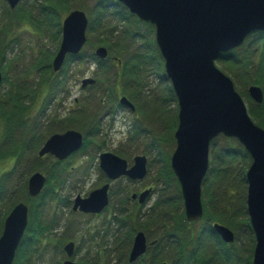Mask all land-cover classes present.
<instances>
[{"label":"rangeland","instance_id":"374dc122","mask_svg":"<svg viewBox=\"0 0 264 264\" xmlns=\"http://www.w3.org/2000/svg\"><path fill=\"white\" fill-rule=\"evenodd\" d=\"M114 1L21 0L12 8L8 0H0V111L11 108L2 106L11 97H16L19 107H28L23 111V121L15 123L10 134L0 115V176L15 165L8 147L21 145L22 161L26 163L4 183L9 193L14 192L11 201L7 200L12 205L5 204L6 209L18 201L27 202L32 173L41 171L47 177L46 200L36 198L32 205L48 228L43 241L28 250L32 256L27 264H63L68 258L64 246L69 241L76 243L71 259L78 264H132L129 253L139 230L146 232L149 241L159 239L158 248L149 249L144 264H196L179 260L181 238L188 241L187 259L198 245L202 264H254L256 239L247 209L246 180L252 158L233 150L232 137L220 135L211 146L210 167L215 169L202 183L203 219H185V236L180 233L173 240H166L154 224L159 213L169 217L185 213L180 183L161 176L159 160L160 153L171 155L176 148L179 101L161 63L150 59L147 45L156 41L155 27L136 17L122 19L111 8ZM52 6L60 10L59 18L55 10L51 11ZM77 8L89 17L82 58L67 57L61 69L55 71L53 61L62 41L63 20ZM99 46L107 48V58L96 55ZM262 50L264 46L246 40L231 57H219L215 65L233 79L252 119L264 127L260 123L264 120V105L258 108L248 91L254 84L264 90ZM101 60L104 65H99ZM86 78L95 82L83 86ZM123 96L134 104V109L120 104ZM68 129L84 135L85 143L79 150L60 164L52 154L39 156L49 134ZM104 152L125 158L129 166L134 164L135 156L146 155V177L110 180L100 168ZM107 182L111 183L110 201L104 210L85 213L73 209L77 195L87 197ZM146 189H151V195L145 203L132 199L134 193ZM174 200H182L179 207H173ZM219 205L225 209L220 213L216 207ZM207 209L214 211L210 221ZM176 220L174 217L173 222ZM35 221L37 218L29 217V225ZM206 221L227 226L234 232V240L226 241L220 232L215 233L218 239H203L199 233Z\"/></svg>","mask_w":264,"mask_h":264},{"label":"water","instance_id":"95a60500","mask_svg":"<svg viewBox=\"0 0 264 264\" xmlns=\"http://www.w3.org/2000/svg\"><path fill=\"white\" fill-rule=\"evenodd\" d=\"M21 0H8L15 8ZM140 20L156 28V42L165 60L166 78L170 79L179 100V124L175 132L176 149L171 157L172 168L181 184L185 212L189 220H200L204 209L201 201L202 183L210 165L212 141L223 134L236 138L249 152L253 162L246 172L248 183L247 209L256 237L254 264H264V127L253 121L248 107L237 91L234 81L216 67L215 61L224 52L239 47L255 31H264V0H119ZM89 19L82 9H73L62 24V41L53 61L55 71L63 66L69 54H78L87 41ZM96 54L108 56L105 46ZM2 72L0 70V86ZM95 82L86 78L83 86ZM253 100L262 103L264 91L259 85L248 88ZM120 103L132 109L134 104L126 97ZM84 144V135L78 130L52 134L39 150V155L53 154L66 159ZM100 167L111 180L121 176L143 179L147 175V157L137 155L129 167L125 158L104 152ZM47 178L34 172L28 183L31 196H38ZM110 183L90 193L78 196L74 209L100 212L109 203ZM151 194L146 189L139 195L145 202ZM138 194L134 193L133 198ZM29 206L17 203L5 220L0 236V264H13L28 226ZM215 230L226 241L234 240V232L216 222ZM68 259L64 264H77L71 257L75 242L64 247ZM147 250V237L139 231L130 253V261L137 260ZM161 264H168L163 262Z\"/></svg>","mask_w":264,"mask_h":264},{"label":"trees","instance_id":"16d2710c","mask_svg":"<svg viewBox=\"0 0 264 264\" xmlns=\"http://www.w3.org/2000/svg\"><path fill=\"white\" fill-rule=\"evenodd\" d=\"M111 8L114 11V13L116 15L120 16L122 19L129 20L130 17H135V15L130 13V11L127 9V7H125L123 4H121L117 0L114 1V4L111 5ZM54 10H55V14H57V16L59 18L60 17V13L58 14V12L60 10L56 9L54 6H52L51 7V11L53 12ZM247 40H252V42L258 43L261 47L264 46V31H256V32L252 33L247 38ZM147 48H148L149 52L151 53L150 59L152 61L160 62L162 64V65L160 64V67H161V69H163V63L161 61L163 59V57H162V55L160 53V50H159V48H158V46L156 44V41L149 42L148 45H147ZM234 50H232L230 52H227V53H223V54H221L220 57H224L225 56V57L229 58V57H231L233 55V51ZM262 51L264 52V50H262ZM81 53H79L78 55H70V56H68V59L74 60V59L82 58L81 57L82 56ZM101 62L102 63H99V65H104L103 64V60H101ZM260 65L261 66L264 65V58L262 59ZM259 71H261V69H259ZM263 73H264V71H263ZM12 96H15V95L13 94ZM15 98L16 97L9 98V99H11V101L10 102L9 101H5L4 104L2 105L3 107L7 106V107H11V108H7L5 110L0 111V115L3 116L2 117V123H6V125H7L6 127H8V128H6L7 129L6 133H8V134H10L11 128H12V126L15 123H20V122L23 121V117H24L23 116V111L28 108L27 106L19 107V104L16 103ZM255 103H256V105L259 106L258 108H260L261 106L264 105V101H263V103H257V102H255ZM260 123L264 126V120H260ZM137 130H136V132H138ZM54 132H56V130ZM4 134H5V132H4ZM48 136L46 138H48ZM214 141H213V143H214ZM234 141L235 142L233 143V145H234L233 150L235 152H237L238 154H242V156H244V157L250 156L249 153L245 150V148L243 147V145L240 142H238L236 139ZM27 144H25L24 146H27ZM8 148H9L8 154L12 156L11 158L15 159V165H14V167L11 170H8V171L4 172L2 174V177L0 176V235L2 234V231H3L5 218L8 215L9 211L11 210V208L13 207L12 206L9 210H7L5 204L8 207H10L12 204H11V202H7V200L11 201V198L14 197V192L9 193L7 191V189H6V186L4 187V183L9 178L8 177L9 175L11 176L12 173H14V171L16 169H18L20 166L23 167V165L26 164L25 162L22 161V159L24 157H23V152H22V146L21 145H18L15 148H13V147L12 148L8 147ZM159 155H160L159 160H160V163H161V171H160L161 176L166 178V179H168V180L171 177L176 179V177H175V175L173 173V170L171 168V155L172 154L171 155H169V154L166 155L164 153H160ZM227 156L233 157L232 155H228V154H227ZM56 163L60 164L59 161H57ZM214 169H215V167H210L209 172H208L209 174H207L205 179H207V177L209 175H211V173H212V171ZM217 171H218V169H217ZM244 177H245V175L243 176L242 180H245ZM13 185L14 184H12V186ZM14 189H15V192H16L17 188L14 187ZM207 189H208V187H205V190H207ZM27 195H28V198H25V199L27 200V203H29V205H30V213H33V215H31V218L32 219L33 218H35V219L37 218V222L35 221V224H30L29 227L27 228L26 234H25V236H24V238H23V240H22V242L20 244V247L18 249L15 264H27V261L31 260L32 254H30V256H29L27 254L28 250L31 249L32 246L36 245V242L39 243V242L43 241V239H41L42 235H45V233H46L45 231L48 228L47 225H44L42 223L43 220L40 219V216H39V215H41L39 213L40 211L39 210H35L33 208L32 203H33V200H35L36 198L31 197L29 194H27ZM44 195H45V191L38 198L43 199V201H44V200H46ZM3 200H5V201H3ZM224 201H225V199L223 201H219V203L223 204ZM14 203H15V201H14ZM181 203H182V200H174L172 202L173 207H177V206L179 207ZM216 207L219 209V213L221 212V210H225V209H223L222 205H219V206H216ZM216 207H215V210H216ZM174 210L178 211L177 208L176 209L174 208ZM207 211H208L207 212V217L209 218L208 221H210V218L212 217L214 211L213 210H209V209H207ZM169 214L171 215V213H169ZM174 217H176V219H177L176 223L173 222ZM171 219H172V222H171ZM185 219H186V217H185L184 213H181V214L177 213L173 217H169L167 215V213L163 212V214L159 213L158 217L157 218L155 217V219H153V222H154V224H156L157 228L159 230H161V232H163L164 238L166 240H173V237L174 236L176 237V235H180V233H183V237L185 236V232H184L185 230H184V226H183V222L185 221ZM204 228L205 229L200 231L199 236H201L202 238H206L208 240L213 239V237L216 238V239L219 238L218 235L215 234L216 232L214 231L213 226L211 225V223H209L208 226H205ZM176 238H178V237H176ZM185 241H186L187 244L185 243ZM187 245H188V241L186 239H184V238L183 239L181 238V240L178 243L179 260H181V261H185L186 260L188 262L189 261H195L196 264H202L200 259H199L200 250L197 249L196 247L192 250V253H188L189 254L188 259L185 258ZM144 260H145V257L142 258L143 263H145Z\"/></svg>","mask_w":264,"mask_h":264}]
</instances>
